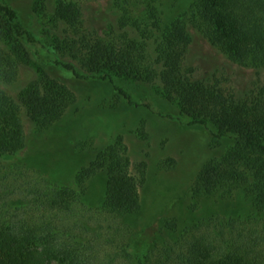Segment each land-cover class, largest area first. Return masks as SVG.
Returning a JSON list of instances; mask_svg holds the SVG:
<instances>
[{
  "label": "rangeland",
  "instance_id": "374dc122",
  "mask_svg": "<svg viewBox=\"0 0 264 264\" xmlns=\"http://www.w3.org/2000/svg\"><path fill=\"white\" fill-rule=\"evenodd\" d=\"M2 1L15 9L19 24L36 41L50 48V60L72 65L82 78L54 67L75 99L62 118L43 133L19 100L21 92L39 78L37 45H27L33 59L17 61L18 76L13 83L0 81V87L20 108L26 140L18 154L0 159V223L20 231L46 228L48 234L64 235L70 247L81 252H92L89 247L93 245L95 257L86 261L89 264H126L111 261L124 245L132 246L136 256L152 253L154 264H190V259L196 260L195 251L207 248L218 255L217 246L219 252L246 249V244L264 249V211L244 191L200 198L192 194L200 171L208 162L220 159L233 139L214 138V122L207 129L185 125L188 118L184 123L168 119L167 115L177 116L181 108L177 100L165 98L160 79L139 84L117 74L106 78L108 72L92 69L87 63L92 42L138 37L132 25L123 24L125 16L130 21L142 17L143 5L131 3L124 12L115 0H75L81 7V22L68 26L53 17L55 0H47L46 8L37 0ZM190 2L158 0L155 5L164 24H169L188 10ZM188 32L191 43L182 63L184 75L236 100L264 86V68L239 65L191 25ZM154 47L150 45L153 59ZM117 89L129 94L133 103L119 96ZM118 137L127 148L133 176L139 178L135 165L146 162L145 180L139 188L141 210L124 217L102 207L104 172L85 182L77 179L79 171L90 167L97 154ZM65 189L68 194L61 202L56 193Z\"/></svg>",
  "mask_w": 264,
  "mask_h": 264
},
{
  "label": "trees",
  "instance_id": "16d2710c",
  "mask_svg": "<svg viewBox=\"0 0 264 264\" xmlns=\"http://www.w3.org/2000/svg\"><path fill=\"white\" fill-rule=\"evenodd\" d=\"M115 1L123 10L131 3L145 7L142 17L130 21L125 16L127 21L124 20L123 24L124 27L132 25L138 37L125 35L110 42H92L87 58L90 68L108 72L106 78L117 74L124 80L139 84H151L160 79L165 98L177 100L181 108L177 116L167 115L168 119L184 123L183 119L188 118L190 121L185 125L207 129L214 122L217 132H212L213 137L220 141L229 136L233 144L220 159L203 167L192 187L193 196L230 195L235 189H241L259 211H264V86L236 100L233 95L187 77L182 69L191 43L189 25L232 61L255 69L264 68V0H191L188 10L169 24L162 21L155 5L158 0ZM37 2L47 7V0ZM53 17L57 23L75 26L81 22V7L75 0H55ZM28 44L37 45L39 57L36 58L40 60L41 68L38 80L21 92L19 100L38 131L43 133L62 118L75 99L73 91L56 74L54 67L77 78L82 77L72 65L50 60V48L36 41L19 24L15 9L0 0L1 82L13 83L17 79L18 60L33 59ZM150 45L155 46V59ZM158 66H161L160 71ZM117 92L130 104L133 103L123 89H117ZM25 144L20 108L0 87V159L15 156ZM131 167L127 148L123 139L118 137L97 154L90 167L79 171L77 179L85 182L104 172L106 192L102 207L109 213L124 217L141 210L139 188L145 180L146 162L135 165L139 178L131 174ZM66 194V189L56 193L61 202ZM52 203L59 206L57 201ZM48 226L52 231L53 226ZM45 229L24 227L20 231L0 223V264H54L52 261L89 264L86 261L95 257L93 245L89 247L92 252L86 253L85 249L81 252L79 248L70 247L64 235L53 232L51 235ZM245 247L233 252L224 249L219 252L217 246L218 255H212L213 250L207 248L197 250L192 256L200 259L197 262L190 259V264H264V249L251 244ZM170 252L166 259L170 258ZM151 254L136 256L132 246L124 245L121 251L113 253L111 261L154 264Z\"/></svg>",
  "mask_w": 264,
  "mask_h": 264
}]
</instances>
